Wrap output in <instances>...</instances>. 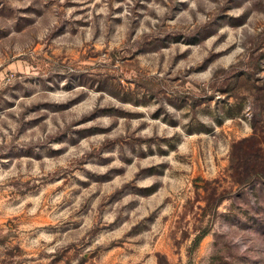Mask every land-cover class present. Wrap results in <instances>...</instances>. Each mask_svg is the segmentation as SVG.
<instances>
[{
	"label": "rangeland",
	"instance_id": "1",
	"mask_svg": "<svg viewBox=\"0 0 264 264\" xmlns=\"http://www.w3.org/2000/svg\"><path fill=\"white\" fill-rule=\"evenodd\" d=\"M264 264V0H0V264Z\"/></svg>",
	"mask_w": 264,
	"mask_h": 264
},
{
	"label": "trees",
	"instance_id": "2",
	"mask_svg": "<svg viewBox=\"0 0 264 264\" xmlns=\"http://www.w3.org/2000/svg\"><path fill=\"white\" fill-rule=\"evenodd\" d=\"M159 264V263H158Z\"/></svg>",
	"mask_w": 264,
	"mask_h": 264
}]
</instances>
